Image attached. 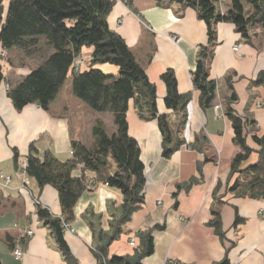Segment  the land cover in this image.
<instances>
[{
    "label": "crops",
    "instance_id": "obj_1",
    "mask_svg": "<svg viewBox=\"0 0 264 264\" xmlns=\"http://www.w3.org/2000/svg\"><path fill=\"white\" fill-rule=\"evenodd\" d=\"M114 1L110 27L125 38L151 81L157 84L160 112L167 111L166 89L160 76L171 68L180 92L192 94L184 132L187 143L193 142L197 133L205 134L208 143L202 153L184 145L171 158H165L157 122L141 120L131 105L129 130L141 147L147 177L146 199L126 225L128 232L110 245V254H133L131 238L137 239V231L164 225L154 231L155 251L145 259V264H215L226 255L232 264H264V199L240 197L228 190L234 178L229 179L231 163L239 147L234 142L232 123L225 115L226 100L231 95L230 78L238 96L236 110L254 119L258 133L264 135V84L252 83L264 73V28H257L252 42H246L235 24L217 25L219 44L211 62L217 96L214 105L203 110L199 92L193 86L192 71L200 46L208 42V28L196 10L187 8L179 16L175 7L160 6L156 0H132L130 5L125 0ZM9 2L4 0L6 9ZM231 2L220 0L221 10L227 11ZM173 37L178 41H173ZM234 45L239 46L238 51L233 50ZM10 54V61L3 67L8 81L0 84V258L3 264H67L37 214L36 200L53 215H63L58 192L51 185L41 189L34 178L17 168L14 152L24 158L34 143L40 157L49 150L60 160H68L73 140L92 146L95 123L103 121L108 132L113 133L114 118L109 112L93 111L77 98L71 91L70 78L48 110L32 103L18 111L8 97V86L29 74L41 58ZM99 67L105 72L118 71L110 64ZM248 144L259 149L251 136ZM206 157L211 160L202 165L201 175L197 163ZM258 158V153L253 152L243 167ZM193 176H202L201 181L189 190L182 188L176 198L178 185ZM122 202L121 192L104 183H96L80 195L70 222L75 233L65 232V238L81 264H96L91 249L99 242V232H112L111 224L120 215ZM213 208L221 211L225 239L208 224ZM237 213L243 222L234 226ZM28 229L34 231L32 236L26 235ZM22 236L26 242L24 255L17 259L13 255L15 246L11 247L9 240L17 245Z\"/></svg>",
    "mask_w": 264,
    "mask_h": 264
},
{
    "label": "trees",
    "instance_id": "obj_2",
    "mask_svg": "<svg viewBox=\"0 0 264 264\" xmlns=\"http://www.w3.org/2000/svg\"><path fill=\"white\" fill-rule=\"evenodd\" d=\"M131 4L132 0H125ZM165 7H175L182 16L187 8L196 10L198 17L208 28V42L199 48L195 69L192 71L193 86L199 92V104L203 110L214 105L217 96V81L211 76V62L217 47V25L231 22L246 42H252L257 28H264V0H232L227 11H222L220 0H156ZM114 0H10L7 9L0 0V44L8 52L25 57H40V63L14 85L9 84L8 97L20 111L28 104L37 103L45 110L57 97L65 82L70 78L74 95L93 111L109 112L113 115L115 131L109 133L105 123L98 120L92 129L94 143L87 146L80 140L72 141V156L65 161L49 150L39 156L34 143L28 155L26 173L34 178L42 189L53 186L59 195L63 215L55 216L39 202L37 214L48 227L59 251L67 264H81L65 238L63 223L74 218V206L80 195L96 183H104L118 189L122 196L121 213L114 218L112 232L98 234V244L92 247L96 264H145V259L155 251L156 229L164 225L137 231L133 254L111 255L110 245L127 233L126 225L135 212L140 210L146 199L145 164L141 157L138 140L129 130L128 112L133 106L143 121H156L162 134V155L171 158L181 147L188 145L203 152L208 138L197 133L193 142L187 143L184 132L189 120L191 93L179 90L175 71L166 69L160 76L165 85L164 104L166 112L158 106L157 84L151 81L125 38L113 30L109 16ZM85 48H90L89 58L78 68ZM114 65L117 72H105L99 66ZM85 66V67H83ZM8 81L0 65V84ZM254 85L264 84V73ZM233 80L228 79L231 95L225 104V115L234 129V142L239 151L231 163L228 190L240 197L264 199V135L258 133L254 119L238 113L235 104L238 96ZM251 136L259 149L248 144ZM253 152L259 158L243 167ZM17 168L24 158L14 152ZM211 159L198 161L197 168L202 175V165ZM237 176L235 177V175ZM202 176H193L178 185V192L189 190L201 181ZM215 188V199L216 189ZM38 201V200H36ZM178 204V200L176 201ZM243 222L237 213L234 226ZM215 232L226 238L221 211L212 209L208 222ZM14 247L12 239L9 240ZM25 239H21L24 245ZM0 264H3L0 258ZM215 264H232L228 255Z\"/></svg>",
    "mask_w": 264,
    "mask_h": 264
},
{
    "label": "built area",
    "instance_id": "obj_3",
    "mask_svg": "<svg viewBox=\"0 0 264 264\" xmlns=\"http://www.w3.org/2000/svg\"><path fill=\"white\" fill-rule=\"evenodd\" d=\"M173 41L177 42L178 39L177 37H173L172 38ZM233 50L234 51H238L239 50V46L238 45H234L233 46ZM5 54V53H4ZM3 54V55H4ZM84 63V60L83 59H79L76 63V67L78 68L81 64ZM9 88V87H8ZM258 106H262L263 103H257ZM221 107V106H219ZM27 166H28V161L27 159H23L21 164H20V169L23 171V172H26V169H27ZM7 180H10V177L7 176ZM38 202V201H36ZM63 226H64V230L65 232H71V233H75V229L72 227V225L70 224V222H64L63 223ZM26 235L27 236H32L34 234V231L32 229H28L27 231H25ZM23 235V234H22ZM25 236H22L18 239L17 241V245H15V247L13 248V255L17 258V259H21L23 258V255H24V250L23 248L21 247V245L19 244L21 242V239L24 238ZM131 244L133 246L136 245V237H132L131 238ZM172 264H176V263H172Z\"/></svg>",
    "mask_w": 264,
    "mask_h": 264
},
{
    "label": "rangeland",
    "instance_id": "obj_4",
    "mask_svg": "<svg viewBox=\"0 0 264 264\" xmlns=\"http://www.w3.org/2000/svg\"><path fill=\"white\" fill-rule=\"evenodd\" d=\"M91 52L90 48H85L83 55H82V59L84 60V62L89 58V54ZM5 53V54H4ZM11 52H8L5 49H2V51H0V65L2 67H4L6 65V63H8L10 61V54ZM4 54V55H3ZM13 56V55H12ZM5 62V64H4ZM71 91H72V87H71ZM84 103V102H83ZM25 159V157H24ZM21 245V247L23 248V245L21 243H19ZM24 250V248H23Z\"/></svg>",
    "mask_w": 264,
    "mask_h": 264
}]
</instances>
